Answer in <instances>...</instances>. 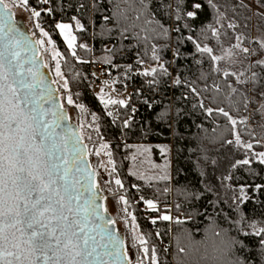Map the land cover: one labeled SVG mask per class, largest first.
Instances as JSON below:
<instances>
[{
    "label": "trees",
    "instance_id": "16d2710c",
    "mask_svg": "<svg viewBox=\"0 0 264 264\" xmlns=\"http://www.w3.org/2000/svg\"><path fill=\"white\" fill-rule=\"evenodd\" d=\"M197 2L202 7L195 18L187 16L193 0H29L23 7L30 16L41 11L34 18L61 56L69 96L83 105L88 119L96 117L97 139L107 145L112 177L123 185H116L114 195L128 201L146 246L156 249L158 264H230L236 256L264 264L260 237L245 235L252 231L247 222L264 227V164L258 159L264 123L257 105L264 92V64L250 61L230 71L196 45L218 55L239 37L250 50L244 53L248 59L253 51L263 52L250 38V21L240 17L237 0H213L216 7L208 0ZM77 21L83 31H74L69 49L56 24L74 29ZM90 63L103 67L99 80L115 93L132 89L124 106L98 100ZM153 68L155 73L143 75ZM253 73L254 82L249 80ZM236 75L245 83H237ZM218 108L237 120L235 131L251 149L235 144L233 126ZM144 138L148 142L138 144ZM245 159L249 164L237 163ZM241 187L247 196L243 203L234 199ZM145 201H152L155 210L145 211ZM165 215L172 219L160 218ZM241 216L245 221L237 224ZM233 239L239 243L230 250ZM141 247L135 255L144 253Z\"/></svg>",
    "mask_w": 264,
    "mask_h": 264
},
{
    "label": "snow or ice",
    "instance_id": "6c2138e0",
    "mask_svg": "<svg viewBox=\"0 0 264 264\" xmlns=\"http://www.w3.org/2000/svg\"><path fill=\"white\" fill-rule=\"evenodd\" d=\"M9 2L15 6L17 0ZM39 2L47 4L49 0ZM141 2L143 3V0ZM208 2L212 7H216L213 0ZM19 3L29 7V0H19ZM201 7L200 2L193 0L194 10L187 12V16L195 18L197 10ZM40 15L41 11L32 10L33 17ZM104 19L108 20L109 17ZM36 27L39 28L40 25L37 24ZM76 27L78 31H83L79 21ZM56 28L60 30L61 36H64L69 49H72L76 38L72 36L69 40L65 35V30L71 26L57 23ZM212 34L217 35L215 29ZM19 35L12 22L9 4L6 0H0V264H119L121 257L126 258L127 253L123 251V241L109 228L115 221L105 218L107 208L97 203L100 199L97 191L91 184L85 183L86 179H92L91 175L77 176L75 173L81 170L74 169L67 157L57 154L59 145L55 140L52 121L47 119L50 112L53 115L55 113L51 108L43 107L44 103L50 101L42 94L36 93V83L43 84V80L38 79V69L24 68ZM41 35L48 34L41 31ZM48 43H52L51 39ZM79 47L84 48L85 45L81 44ZM196 47L198 51L211 55L213 62L222 59L212 55V49L206 46L201 48L197 44ZM235 47L240 48V45L237 44ZM261 48H264V42H261ZM241 50L249 53L247 48ZM153 59L158 58L153 56ZM258 63L264 64V61ZM155 72L156 69L153 68L146 70L143 75L148 76ZM57 73L60 74L59 65ZM224 75L231 74L225 72ZM243 75V72L239 74ZM239 76L237 83H245ZM255 77L256 73H253L249 80L254 82ZM175 83L178 84L180 81L177 80ZM192 91L195 93L196 89ZM260 95L264 96V92ZM68 103H72L71 97L68 98ZM101 103L125 105L124 100L105 101L103 97ZM200 106L204 107L203 104ZM79 107L83 110V105ZM261 107L264 108V103ZM205 111L211 115L214 110L206 108ZM215 111L227 117L232 124L235 144L251 149V144L241 143L240 135L235 131L237 120L223 108ZM93 119L96 117L93 116ZM124 126L128 127V121H125ZM227 143L231 144L233 141L229 140ZM259 157V162L264 164V153H260ZM72 163H75V159ZM237 163L247 165L249 160ZM115 183L123 187L119 179ZM240 192L241 196L234 199L243 203L247 199L243 187L240 188ZM120 201L128 204L123 196H120ZM145 203L150 209L155 207L152 201ZM160 218L172 219L167 215ZM244 221L245 218L241 216L236 223ZM152 223L155 224L156 221L153 220ZM133 224L135 225V217ZM247 225L252 231L245 232V235L260 237V246L264 249V227H259L254 221L247 222ZM139 243L145 253V259H149L150 264H158L156 249L154 247L149 249L143 236L139 237ZM238 243L233 239L230 250ZM180 251L184 252L185 249L181 248ZM102 257H111L112 260ZM230 264L248 262L236 256Z\"/></svg>",
    "mask_w": 264,
    "mask_h": 264
},
{
    "label": "rangeland",
    "instance_id": "374dc122",
    "mask_svg": "<svg viewBox=\"0 0 264 264\" xmlns=\"http://www.w3.org/2000/svg\"><path fill=\"white\" fill-rule=\"evenodd\" d=\"M237 1L241 8L240 17L250 21V27H252V35L250 34V38L257 41L258 45L261 47V42H264V6L260 0ZM6 2L9 4L14 26L18 31L27 35L35 59L41 63V75L48 81L53 90V94L50 98H55L56 100L57 112L59 114L58 122L63 121L62 114H64V123L66 127L75 129L78 144L84 148L85 154L83 158L92 177L90 184L100 197L97 203L107 208L108 211L105 218L115 221V223L109 225V227L123 241V251L127 253L126 258L123 257L124 264H150V262L148 263V259H145L144 253L135 255L136 247L140 244L139 237L142 235L136 224H133V217L127 209V206L120 201L119 196L114 195L117 193V184L115 183L116 179L112 177L113 164L109 159L107 147H105L106 144L99 142L97 139V128L94 119H88L85 112L81 110L79 106L75 105L73 101L71 104L68 103V98L70 96L61 69V56L60 54L56 55V53L59 52L55 44L52 40L51 44L48 43V40L51 39L49 35H41V31L43 30L41 27H36L38 23L35 18L25 11L23 5L19 3V0H17L15 6L12 5L9 0H6ZM76 29L77 27L75 25L74 29L71 26L70 29L65 30V35L68 36L69 40L74 36V31ZM58 32L60 34L59 29ZM61 38L65 46L68 47V43L65 41L64 36H61ZM241 40V38L236 39V42L231 47H224L218 55L213 54L216 57H222V59L216 61V63L224 62L229 67L228 69L233 71L235 67L240 65L245 66L250 61H264V48H261L263 52L261 55H255L256 52L253 51L251 56L249 54L251 59H248L241 50L246 48L243 47ZM37 41H42L43 43H37ZM74 44L75 41L73 42V47ZM237 44L240 45V48L235 47ZM57 65H59V75L57 73ZM236 76L238 77V75ZM94 93L100 102L101 97H103L105 101L124 100L125 103L128 101V96L126 94L122 95V92L117 94L111 87L104 84L95 86ZM257 103L262 119L261 121L264 123V108L261 107V104L264 103V96H262L260 100H257ZM260 153H264V151ZM259 154L258 159L260 160ZM143 208L147 212L155 210V207L150 209L146 203L143 204Z\"/></svg>",
    "mask_w": 264,
    "mask_h": 264
},
{
    "label": "water",
    "instance_id": "95a60500",
    "mask_svg": "<svg viewBox=\"0 0 264 264\" xmlns=\"http://www.w3.org/2000/svg\"><path fill=\"white\" fill-rule=\"evenodd\" d=\"M19 39L21 40V59L24 62V68L27 69L29 67H33L34 69H38V79L43 80V84L36 83V93L37 95H43L46 99H48L49 103H44L43 107L45 109L51 108L55 115L50 112L47 116V119L52 121V127L55 132V140L59 145L57 154L63 155L69 159V164L75 169L79 168L81 171L75 173L77 176L88 177L90 172L87 169L86 162L83 158L85 152L83 146L78 144V138L75 133L74 128L66 127L64 121V114H62L63 121L58 122L59 114L57 112V103L55 98H50L53 94V90L49 85L48 81L41 75V63L40 61L35 59L32 48L29 44V39L27 35L21 33L19 31ZM35 62L34 64L32 62ZM75 159V163L72 161ZM85 183L90 184V180H85ZM87 196V193H85ZM110 228V227H109ZM111 230V228H110ZM112 231V230H111ZM102 259H106L111 261V257H102ZM124 258L121 257L119 264H124Z\"/></svg>",
    "mask_w": 264,
    "mask_h": 264
},
{
    "label": "built area",
    "instance_id": "2783aa9c",
    "mask_svg": "<svg viewBox=\"0 0 264 264\" xmlns=\"http://www.w3.org/2000/svg\"><path fill=\"white\" fill-rule=\"evenodd\" d=\"M89 73L92 80V90L94 92L95 86L102 84V82L99 79L100 76L103 74V67L100 64L90 63ZM131 93H132V89H130L129 87H125L124 90L122 91V95L126 94L128 96V101L130 99ZM111 116L117 118V114L115 112H111ZM147 142H148L147 138H144L142 140H139L138 144H146Z\"/></svg>",
    "mask_w": 264,
    "mask_h": 264
}]
</instances>
